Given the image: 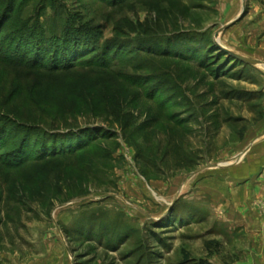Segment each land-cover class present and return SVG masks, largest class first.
I'll return each instance as SVG.
<instances>
[{
    "label": "rangeland",
    "instance_id": "rangeland-1",
    "mask_svg": "<svg viewBox=\"0 0 264 264\" xmlns=\"http://www.w3.org/2000/svg\"><path fill=\"white\" fill-rule=\"evenodd\" d=\"M0 142V264H264V0H0Z\"/></svg>",
    "mask_w": 264,
    "mask_h": 264
},
{
    "label": "water",
    "instance_id": "water-1",
    "mask_svg": "<svg viewBox=\"0 0 264 264\" xmlns=\"http://www.w3.org/2000/svg\"><path fill=\"white\" fill-rule=\"evenodd\" d=\"M246 11V5L244 4V7H243V10L239 16V18L245 13ZM236 57H238L240 60L244 61L245 63H251V64H260L261 61L259 60H256V59H248V58H245L243 56H240V55H236L234 54Z\"/></svg>",
    "mask_w": 264,
    "mask_h": 264
},
{
    "label": "trees",
    "instance_id": "trees-1",
    "mask_svg": "<svg viewBox=\"0 0 264 264\" xmlns=\"http://www.w3.org/2000/svg\"><path fill=\"white\" fill-rule=\"evenodd\" d=\"M50 133V134H58V133H65L66 131L65 130H63L62 132H61V130H55V131H47V132H44V133ZM1 145H3V143H1L0 142V147H1ZM186 257V259H187V255L185 256ZM195 264H210V263H208L207 261H205V260H200V261H197Z\"/></svg>",
    "mask_w": 264,
    "mask_h": 264
}]
</instances>
